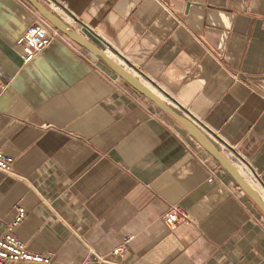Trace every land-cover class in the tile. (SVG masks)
Returning <instances> with one entry per match:
<instances>
[{"label": "crops", "instance_id": "crops-1", "mask_svg": "<svg viewBox=\"0 0 264 264\" xmlns=\"http://www.w3.org/2000/svg\"><path fill=\"white\" fill-rule=\"evenodd\" d=\"M37 1L219 133L264 199V0ZM26 4L42 14L0 0V148L15 158L14 174L0 171V236L22 204L15 234L49 264H264L262 210L182 123L58 26L72 44L24 62ZM184 139L220 167L216 180ZM172 204L193 221L168 227Z\"/></svg>", "mask_w": 264, "mask_h": 264}, {"label": "built area", "instance_id": "built-area-1", "mask_svg": "<svg viewBox=\"0 0 264 264\" xmlns=\"http://www.w3.org/2000/svg\"><path fill=\"white\" fill-rule=\"evenodd\" d=\"M160 1L163 5L166 4L165 0ZM26 6L35 15V19L27 27L24 34L17 40V43L22 46L24 62L27 63L34 59L36 55L53 41L61 39L72 44V41L61 32L55 24L33 7L28 4H26ZM194 121L206 132L207 135L212 137V139L218 143L214 142L217 148L234 164L235 162L233 161V158L238 156V153L234 150L233 146L221 137L219 133L215 132L207 125H203L197 120ZM190 138H192V136ZM183 141L188 152H190L191 155L199 161L202 167L206 169V179L210 182L216 180L220 172V167L212 165L211 158L201 154L199 143L196 142V145H192L188 140L184 139ZM14 162V156L0 148V171L6 174H14ZM237 188L241 189L240 186H237ZM26 215V207L22 204H16L15 215L13 219L7 223L5 231L0 236V264H10L20 261L39 262L44 264H49L51 262V257L49 255L31 251L26 242L15 234L16 227L25 219ZM162 218L165 224L172 228L180 223L189 224L193 221L192 216H190L186 209L179 204L168 205ZM259 222L264 224V214L259 217ZM131 239V236L125 237L122 243L110 251L109 256L112 257L124 254ZM97 258L101 261H110L107 255L97 254Z\"/></svg>", "mask_w": 264, "mask_h": 264}, {"label": "water", "instance_id": "water-1", "mask_svg": "<svg viewBox=\"0 0 264 264\" xmlns=\"http://www.w3.org/2000/svg\"><path fill=\"white\" fill-rule=\"evenodd\" d=\"M47 19L51 20L53 24L61 28L64 32L68 33L78 42L82 43L96 53L109 67L115 70L119 75H121L124 79H126L129 83H131L136 89L140 92L144 93L151 99H153L162 109H164L167 113L177 119L180 123H182L192 135H194L213 155L216 157L224 167L229 171V173L237 180L240 184V187L247 192V194L253 199V201L260 207L264 214V199L258 190L241 174L238 168L217 148L214 142L209 138V136L203 131V129L190 118L179 114L175 111L168 102L162 97V95L157 94L152 87L145 84L140 77L136 74H133L130 70L125 67L119 65L116 61L108 57L104 51L93 45L91 42L87 41L81 35H79L74 29H70L68 26L64 25L57 17H55L49 10H47L39 1L37 0H29ZM146 77L147 75H142ZM150 79V78H149ZM151 80V79H150ZM149 81V80H148ZM152 81V82H151ZM150 82L152 85L157 87L159 91H162L166 98H170L173 100L172 102L179 104L173 97H171L162 87H160L153 80ZM187 113V111H186ZM191 117V116H190ZM196 120V119H194Z\"/></svg>", "mask_w": 264, "mask_h": 264}]
</instances>
